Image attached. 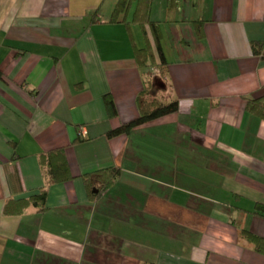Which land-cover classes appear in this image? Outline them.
<instances>
[{
	"label": "crops",
	"instance_id": "1",
	"mask_svg": "<svg viewBox=\"0 0 264 264\" xmlns=\"http://www.w3.org/2000/svg\"><path fill=\"white\" fill-rule=\"evenodd\" d=\"M115 1L0 0V264H264L239 235L264 238V119L246 111L264 96V0H152L161 70L138 67L146 38L108 22ZM146 80L178 111L107 137ZM55 148L72 178L46 185ZM109 167L90 199L83 176ZM43 185L44 210L4 212Z\"/></svg>",
	"mask_w": 264,
	"mask_h": 264
},
{
	"label": "trees",
	"instance_id": "2",
	"mask_svg": "<svg viewBox=\"0 0 264 264\" xmlns=\"http://www.w3.org/2000/svg\"><path fill=\"white\" fill-rule=\"evenodd\" d=\"M134 4L132 16L130 21L126 20L128 10L131 5ZM152 0H116L113 6L112 12L109 16V23L124 22L127 25L137 24L146 38V45L143 48H135L133 50L134 59L138 67L146 68L151 66L161 67L165 64V59L160 47L161 30L159 24L150 19V9ZM196 23V36L201 37V23ZM146 28L151 35L153 45L148 43ZM264 44L259 41L251 43V50L254 55L260 56L261 49ZM155 50V51H154ZM155 57L159 60L156 64ZM149 80L139 92L137 96V111L138 116L121 126L112 129L106 133L107 137H113L120 134H127L132 129L157 120L163 116L178 111V103L175 100L165 102L163 99L157 96L149 95ZM103 101L107 110V114L110 117L116 115V109L113 100L109 94L103 96ZM246 111L259 119H264V96L248 99L246 102ZM80 139H76L73 143L79 142ZM39 164L42 168L44 177L47 184H53L58 182H65L72 178L68 162L66 160L64 148H55L49 151L43 152L39 156ZM119 176V170L115 167L104 168L99 171L85 174L83 180L85 183L86 192L88 197L92 200L98 199L102 194L116 181ZM46 185H43L40 190L27 199H20L14 202H8L4 206L5 213H11L12 207L15 205L17 208L15 213H20L24 208L29 205L34 206L37 210L42 211L45 208V201L47 195ZM264 210V207H259ZM242 239L253 245V248L259 252L264 253V238L254 235L246 229H242L239 232Z\"/></svg>",
	"mask_w": 264,
	"mask_h": 264
},
{
	"label": "rangeland",
	"instance_id": "3",
	"mask_svg": "<svg viewBox=\"0 0 264 264\" xmlns=\"http://www.w3.org/2000/svg\"><path fill=\"white\" fill-rule=\"evenodd\" d=\"M165 43H166V42L164 41V44H165ZM150 68L153 69V68H155V67H154V66H151ZM159 69L161 70L160 67H159ZM153 76H154V74H152V77H153ZM152 77H151V78H152ZM147 79H148V78H147ZM150 80H151V79H150ZM150 80H149V81H150ZM148 87H149V88H148V89H149V95H148V96H150V95H151V96H156V94H153V92L150 90V83H149V86H148ZM151 96H150L148 99H150ZM157 97H158V96H157Z\"/></svg>",
	"mask_w": 264,
	"mask_h": 264
}]
</instances>
